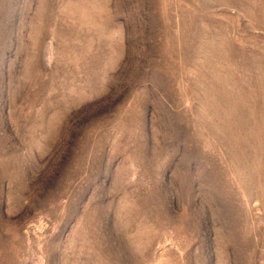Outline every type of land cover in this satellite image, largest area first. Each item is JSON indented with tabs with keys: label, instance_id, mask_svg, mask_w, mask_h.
I'll return each mask as SVG.
<instances>
[{
	"label": "rangeland",
	"instance_id": "obj_1",
	"mask_svg": "<svg viewBox=\"0 0 264 264\" xmlns=\"http://www.w3.org/2000/svg\"><path fill=\"white\" fill-rule=\"evenodd\" d=\"M0 264H264V0H0Z\"/></svg>",
	"mask_w": 264,
	"mask_h": 264
}]
</instances>
